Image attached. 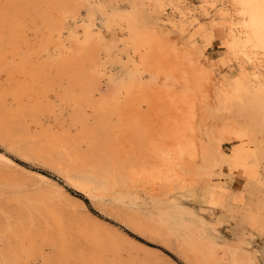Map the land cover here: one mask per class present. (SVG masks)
Wrapping results in <instances>:
<instances>
[{
	"label": "bare ground",
	"instance_id": "bare-ground-1",
	"mask_svg": "<svg viewBox=\"0 0 264 264\" xmlns=\"http://www.w3.org/2000/svg\"><path fill=\"white\" fill-rule=\"evenodd\" d=\"M250 108L264 0H0V264H264Z\"/></svg>",
	"mask_w": 264,
	"mask_h": 264
},
{
	"label": "rangeland",
	"instance_id": "rangeland-1",
	"mask_svg": "<svg viewBox=\"0 0 264 264\" xmlns=\"http://www.w3.org/2000/svg\"><path fill=\"white\" fill-rule=\"evenodd\" d=\"M192 1L198 3V2H200L201 0H192ZM212 14H216L217 16H219V17H221L222 19H224L225 23L227 24V25H226V26H227V30L229 31V29H230V17H229V15H227V16L225 15L224 6L222 5V6L219 7V9L217 8V9H215L214 11L212 10ZM219 53H220V51H218V50H214V55H218ZM234 60H235V58H234ZM238 61H239V59L235 60V61L233 62V65L231 66L230 69H233L234 67H238V66H239V65H238ZM254 113H255V112H254V109H253V108H250V109L248 110V112H247V118H248V122H249V127H250V129H251L253 135H254L258 140H261L262 138H264V132L262 131L263 119H262V116L260 117V116H258L257 114H254ZM256 113H257V111H256ZM252 119H253V123H254V124L251 125V124H250V120H252ZM0 149H2L1 145H0ZM259 151H260L261 154L263 153L261 147H260ZM38 169H41V168L38 167ZM260 170L264 173V161L261 163ZM48 173L50 174V172H48ZM58 179H59L60 181H62L61 178L58 177ZM71 191H72L73 193H75V194L81 195V194H80L79 192H77V191H73L72 189H71ZM241 195H242V192L237 190L235 193H232V194H231V200H233V201H237ZM228 197H229V196H228ZM250 197H254V198H255V196H253V193L250 195ZM86 200H87V199H86ZM87 202H88L90 208H91L93 211L96 212V209L93 208V206L90 204V202H89L88 200H87ZM225 209H226V207H225ZM130 232H131V231H130ZM131 233H132V232H131ZM141 238L144 240V237H141ZM145 240L148 242V239H147V238H145ZM151 243H152V242H151ZM153 244L158 245L159 247L162 246L160 243H153ZM170 253H171V252H170ZM172 255H173V257L176 258L181 264H186L184 261H182V259H180V258H179L177 255H175L174 253H172Z\"/></svg>",
	"mask_w": 264,
	"mask_h": 264
}]
</instances>
